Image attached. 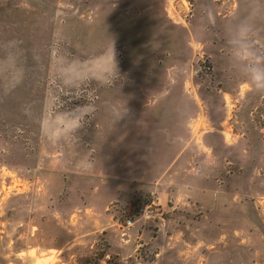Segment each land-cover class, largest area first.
<instances>
[{"label": "rangeland", "instance_id": "obj_1", "mask_svg": "<svg viewBox=\"0 0 264 264\" xmlns=\"http://www.w3.org/2000/svg\"><path fill=\"white\" fill-rule=\"evenodd\" d=\"M257 70L264 0H0V264H264Z\"/></svg>", "mask_w": 264, "mask_h": 264}, {"label": "trees", "instance_id": "obj_2", "mask_svg": "<svg viewBox=\"0 0 264 264\" xmlns=\"http://www.w3.org/2000/svg\"><path fill=\"white\" fill-rule=\"evenodd\" d=\"M109 245L103 243L101 251H94L90 256L80 259V264H122L116 255H108Z\"/></svg>", "mask_w": 264, "mask_h": 264}, {"label": "built area", "instance_id": "obj_3", "mask_svg": "<svg viewBox=\"0 0 264 264\" xmlns=\"http://www.w3.org/2000/svg\"><path fill=\"white\" fill-rule=\"evenodd\" d=\"M142 216L145 218H152L154 216L153 208L150 205H147L142 210ZM134 223L133 219L131 217L126 218L124 221V225L126 227L131 226Z\"/></svg>", "mask_w": 264, "mask_h": 264}, {"label": "clouds", "instance_id": "obj_4", "mask_svg": "<svg viewBox=\"0 0 264 264\" xmlns=\"http://www.w3.org/2000/svg\"><path fill=\"white\" fill-rule=\"evenodd\" d=\"M253 79L258 87H264V70H257L253 74Z\"/></svg>", "mask_w": 264, "mask_h": 264}, {"label": "crops", "instance_id": "obj_5", "mask_svg": "<svg viewBox=\"0 0 264 264\" xmlns=\"http://www.w3.org/2000/svg\"><path fill=\"white\" fill-rule=\"evenodd\" d=\"M135 100H137V99H134V101H135ZM131 101H132V100H131ZM131 101H130V104H131ZM139 102H140V100H138V104H139ZM133 104H134V103H133ZM141 105H142V104H139V107H138V108H140ZM136 108H137V107H136ZM141 111H142V110H141Z\"/></svg>", "mask_w": 264, "mask_h": 264}]
</instances>
